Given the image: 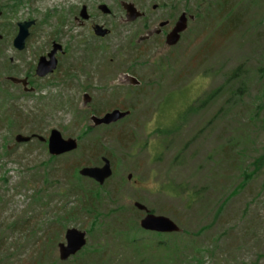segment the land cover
<instances>
[{
    "label": "rangeland",
    "instance_id": "rangeland-1",
    "mask_svg": "<svg viewBox=\"0 0 264 264\" xmlns=\"http://www.w3.org/2000/svg\"><path fill=\"white\" fill-rule=\"evenodd\" d=\"M121 1L145 7L146 21L126 23ZM227 1L30 0L15 15L0 18V86L16 97L14 107L26 116L11 127L0 121V264H78L83 259L84 264H173L168 258L172 250L152 247L159 236L139 230L144 213L134 207L136 202L174 220L184 233L162 234V239L177 241L183 251L194 242L199 257L203 254L201 264H264V160L261 170L245 181L252 163L264 159V77L259 80L256 69L264 65V0H236L237 26L225 23L223 15L214 23L212 15L208 23L195 17L172 48L160 37L137 45L162 21L170 20L173 28L183 12L194 16L198 2L216 8ZM9 2L0 0V8ZM100 3L112 10L101 15L113 35L82 49L80 35L88 30L73 21L70 11ZM27 18L38 24L26 50L18 52L13 47L17 24ZM53 40H62L73 52L61 59L56 74L38 81L32 93L7 80L35 69ZM7 60L16 64L14 74L6 73ZM241 65L249 70L250 95L234 103L230 88L237 83L218 90ZM79 68L87 75L72 80L71 72ZM125 72L142 85L127 86ZM85 94L91 97L86 104ZM191 107L198 111L182 120ZM114 109L132 115L114 128L93 126V114ZM89 126L93 131L87 134ZM53 129L65 139L82 137L79 149L48 162L53 157L48 144L37 138L16 144L17 134L48 138ZM98 151L112 162L114 174L106 183L118 193L105 207L122 209L123 226L115 225L112 215L99 224L83 216L62 221L66 204L75 199L66 194L77 182L76 169L87 166ZM85 185L91 183L85 180ZM181 185L188 192L175 195L173 188ZM39 191L47 206L34 202ZM196 191L197 200L188 207V195ZM19 221L24 227L12 236L7 227ZM69 228L87 231L88 252L63 262L58 245Z\"/></svg>",
    "mask_w": 264,
    "mask_h": 264
},
{
    "label": "trees",
    "instance_id": "trees-1",
    "mask_svg": "<svg viewBox=\"0 0 264 264\" xmlns=\"http://www.w3.org/2000/svg\"><path fill=\"white\" fill-rule=\"evenodd\" d=\"M235 1L236 0H231L229 2L227 1L226 3H223V4H220L219 6H216V8L214 7V5H212V7L203 8L201 2H198V4L196 3L194 5L195 11L193 13L195 14L194 16L196 17V20L202 21V23L207 22L209 17H211V15L213 16V19H212L213 23L218 21V16L223 15L226 17L225 23L230 24L231 27H234V26H237L238 23L240 22V18H239L240 10L239 9L236 10L234 8L233 3H235ZM12 2H14V3H12ZM12 2H9V3L5 4L4 7L0 8V12L3 13L2 14L3 17L17 13L18 9L24 4L25 0H12ZM144 9H146V8L143 7V10ZM189 9H191V8H189ZM229 9H230V11H229ZM216 10H218V12H217V14H214L216 12ZM146 19L147 18H144L141 20L146 21ZM210 22H211V19H210ZM61 25H64V22H62ZM0 43H1V41H0ZM262 57L264 58V54L262 55ZM6 63L8 64L6 73L14 74L13 72H14L15 68L17 67L16 64L11 63L10 60H7ZM167 65L168 64L165 65V68H167ZM256 69H257V72L259 74L258 75L259 80H262L264 77V65L256 66ZM33 71H34V68H32L31 72H33ZM234 83H237V86H235L236 88L235 87L230 88V91L232 93L231 99L234 103L243 102L244 97L250 95V89L248 86L249 70L245 69V67L242 65L237 67L236 69H234L232 74L229 75V77L226 79L223 87L218 90V93H220V91H224L225 87H227L228 85H234ZM215 96H216V94H215ZM15 98L16 97L11 96L10 92L6 91V89L4 87L0 86V121L6 122L10 127L12 125H14L16 123V121L26 118V116H24V114H23V111L20 114L18 108L14 107V103H16L14 100ZM205 102H207V101H205ZM130 109H132V108H130ZM132 111H133V109H132ZM196 111H198V110H196V108L191 107L184 114V116L182 117V120H184L187 115H190V113H193V112L196 113ZM86 131H88L87 134H90L93 131V127L89 126L86 129ZM174 131H176V130H174ZM35 132L36 131H34L32 133H35ZM170 132H172V131H170ZM159 133L162 134L163 133L162 130H160ZM164 133H166V132H164ZM36 134H37V132H36ZM81 139H82V137H79V140H81ZM99 153H100L99 151L94 152L95 155H93V157L89 159L90 163L87 164V166L102 165V161H101V157H100ZM9 154L10 153H8V155ZM55 159H56L55 157H51L48 162L53 161ZM263 160L264 159H259V160H256L252 163V165L254 166V170L252 171V173L245 175L246 183H247V181H249V177H251L255 173L257 174L261 170V167L263 165ZM81 168L76 169L73 176H74V178L77 179V182H74V184H72V186L69 188V190L66 194V196L72 195L75 199H74V201L68 202L66 204L65 210L67 208H69V209L65 213V216L62 217V221L68 222V220H70V221L78 220V218L83 216V217L91 218L93 220L92 221L93 224H99V223H102V220L106 221V219L109 218L110 215H112V216H116V219L113 220L112 222H114L115 225L123 226V222H122V219L120 216L122 213L121 212L122 209H120L119 207H116L115 209L107 210L108 207H105L106 201H108L109 203L114 202L113 201L114 197L116 195H118V193L115 194V191L113 189H108V187H107L108 182L104 186H101L97 182H95L94 180L81 177L79 175V171ZM45 176L47 177L48 175H44V177ZM85 180H88L91 183V185H85ZM45 182L48 183V180L46 179ZM244 186H245V183H244L243 187ZM238 187L234 188L232 190V193H229L228 195H226L224 197L221 205L217 206V210H216L217 213L216 214H218V212L220 213L222 211L224 205L230 199V196L236 192ZM173 189L176 191L175 195H178V196L188 192L187 186H184V185H181L179 189H176V187ZM199 193H200L199 191H196V192H193V193L188 195L189 196L188 207H192V205L196 202V200H197L196 196ZM33 198H34V202L37 204H40L43 206H47L49 204V202H43V198H42V196H40V191H39V194H37L36 197L34 195ZM70 204H77V205L73 208V207H70ZM106 210H107V212H106ZM152 212L155 213L154 210H152ZM23 227H24L23 223H21L19 221V222H15L14 224L8 226L7 228L12 232V236H13L16 233V231L23 229ZM138 228H139V230H141L144 233H151V232H146V231L142 230L140 227H138ZM135 230H137L136 227L132 231L135 232ZM152 234L159 236L155 240V242H152V247L156 248L158 250H160V249L166 250L167 252H171V250H172L173 255H168V258H169V261H173V264H201L202 263L201 257H203V254H201V256L199 257L200 252L197 251V245L193 244L194 242H191V243L183 246L186 248L183 251L181 249L182 245H180V243H178L177 241H174L173 243L166 242L162 239L164 237L162 234H157V233H152ZM166 236H168V235H166ZM2 241L3 240L0 239V245H1V243H3ZM137 241H138V239L136 238L135 242H137ZM84 252H88V249L84 248L80 253H78L76 256H74L70 260L77 259L79 257V255L83 254ZM209 252L213 254L214 251L210 250ZM86 261L87 260L83 259L81 261H78V264H81V263L84 264Z\"/></svg>",
    "mask_w": 264,
    "mask_h": 264
},
{
    "label": "water",
    "instance_id": "water-1",
    "mask_svg": "<svg viewBox=\"0 0 264 264\" xmlns=\"http://www.w3.org/2000/svg\"><path fill=\"white\" fill-rule=\"evenodd\" d=\"M121 7L124 9L125 22L134 23L137 20L146 17V13L138 9L133 2L121 1ZM158 6H153L156 9ZM100 10L103 14L109 15L111 13L110 8L106 4L100 6ZM2 13H0V17ZM80 18L88 20L87 7L84 6L80 13ZM195 16L188 15L183 12L178 18L173 30L168 33L166 37V45L169 47L176 46L182 38V34L188 29L189 21L194 20ZM166 23H162L160 26L163 27ZM36 25L35 20L22 21L18 23V33L13 40V47L18 52L26 50L27 40L31 35V28ZM94 32L97 36L106 37L110 34L109 29H104L102 26H96ZM150 36H142L139 38V42L149 39ZM4 36L0 33V40ZM59 51H64L63 46L60 43L55 42L52 50L45 56H41L37 62L36 75L39 78L48 77L57 70L58 68V57ZM134 85H141V81L137 78H130ZM7 80L14 85H22L26 93H32L35 91L34 88L29 87V81L27 78H19L16 76H8ZM91 101V97L88 94L84 95V104ZM131 115V111H122L115 109L103 115L102 117L92 116L91 121L93 126L101 125H112L115 124ZM37 138L41 142L48 143L49 154L53 157H59L79 149V141L77 138L65 139L62 133L58 129H53L48 138L40 135L27 136L24 134H17L15 136L16 144L29 143L33 139ZM14 146H10L8 149H13ZM102 166H85L79 171V175L84 178L94 180L99 185L103 186L113 176L114 171L111 160L107 157L102 158ZM132 179V175L129 176ZM134 207L141 212H145V216L140 220V227L147 232H154L160 234H172L182 233L183 229L171 218L158 215L153 213L148 207L140 202H136ZM88 244L87 231H82L77 228H69L65 234V242L59 243V256L63 262L68 261L70 258L76 256L81 252Z\"/></svg>",
    "mask_w": 264,
    "mask_h": 264
},
{
    "label": "flooded vegetation",
    "instance_id": "flooded-vegetation-1",
    "mask_svg": "<svg viewBox=\"0 0 264 264\" xmlns=\"http://www.w3.org/2000/svg\"><path fill=\"white\" fill-rule=\"evenodd\" d=\"M28 1H30V0H25V2H24V4H23V6L25 5V3H27ZM12 3H14V2H12ZM102 4H104V3H100V4H96V6H95V8H89L87 5H81V6H79V7H76L75 9H72L71 11H70V16H73V21L75 22V23H77V24H79L82 28H87V30H88V33L87 34H85V35H80V41H79V47H81L82 49H90V48H94V46H95V43L96 42H100V44H102L101 42H105V41H107L112 35H113V32H112V30L110 29V27L108 26V24L106 23V21H103L102 19H103V16L101 15V14H103L102 13V11L100 10V6L102 5ZM22 6V7H23ZM84 6H86L87 7V10H88V15H89V19L88 20H83V19H81L80 18V13H81V11H82V8L84 7ZM158 8V7H157ZM156 8V9H157ZM139 9V8H138ZM154 9V8H153ZM111 10V9H110ZM124 10V9H123ZM155 10V9H154ZM73 11V13L71 14V12ZM141 11H143V10H141ZM145 12V11H144ZM0 13H2V12H0ZM111 13H112V10H111ZM111 13L109 14V15H111ZM146 13V12H145ZM3 14V13H2ZM16 13H14L13 15H15ZM103 15H106V14H103ZM109 15H107V16H109ZM125 15H126V13H125ZM2 17V16H1ZM0 17V18H1ZM148 17V14L146 13V18ZM30 20H35V19H32V18H27V20H25V21H30ZM141 20V19H140ZM140 20H137L136 22H138V21H140ZM36 21V20H35ZM177 22V21H176ZM135 23V22H134ZM162 23H166L163 27H161L160 25L162 24ZM37 24H38V22L36 21V25L35 26H33L32 28H31V30L32 29H34V28H36V26H37ZM128 24H132V23H128ZM176 24V23H175ZM171 25H172V22L170 21V20H166V21H162L161 23H159V27H157V28H155V30H153V31H151V32H149V34H146L145 36H150L149 37V39H147V40H144V42L145 41H147V42H151V41H154L155 40V38H165L166 39V37H167V35H168V33H170L172 30H173V28L171 27ZM96 26H102L104 29H109L110 30V34L109 35H107L106 37H100V36H97L96 34H95V32H94V29H95V27ZM175 26V25H174ZM30 30V31H31ZM17 33H18V24H17ZM31 34H32V32H31ZM27 42H28V40H27ZM55 42H57V43H60L62 46H63V49H64V51H59L58 52V54H57V57H58V61H59V63H58V68H57V70L54 72V74H56L58 71H59V69H60V67H61V65H62V58H66V57H68L71 53H73L72 52V50H71V48H70V46H68L67 44H64L63 43V41L62 40H53L52 41V44H51V49H50V51L52 50V48H53V45H54V43ZM141 42H143V41H141ZM141 42H139V40H138V47L139 46H141ZM26 48H27V46H26ZM98 48V47H97ZM169 48H172V47H169ZM75 49V48H74ZM49 51V52H50ZM49 52H47V54L49 53ZM46 54V55H47ZM45 56V55H44ZM81 63L82 64H84V62H82L81 61ZM37 66V65H36ZM76 69H77V66H76ZM75 69V70H76ZM75 70L73 71V72H71L72 74H71V76H72V80H74V79H80V76L82 75L83 77L84 76H86L87 75V72L86 71H84V70H82V68H79L78 70H77V72H75ZM36 67H35V69H34V71L33 72H29V73H26V75L24 76V78H27L28 79V81H29V87L30 88H33L34 87V89H36L37 87H36V85H37V82L38 81H41V80H44V79H47L48 77H45V78H39L37 75H36ZM54 74H52V75H54ZM123 81L125 82V84L127 85V86H129V87H136L137 85H134L133 84V81H132V79H130V78H137V77H135V76H133L130 72H125L124 74H123ZM19 78H21V77H19ZM138 79V78H137ZM139 80V79H138ZM141 81V80H140ZM141 83H142V81H141ZM125 85V86H126ZM17 86H20V87H23L22 85H17ZM138 87H140V86H138ZM115 110V109H114ZM121 110H123V109H121ZM124 111H126V110H124ZM109 111H107V112H105V113H103V115H105L106 113H108ZM98 116V117H102L103 115H100V114H98V113H96V114H93L92 116ZM92 118V117H91ZM129 118V117H128ZM127 118H125V119H123V120H121V121H119V122H117V123H115V124H112V125H101V126H99V127H107V128H111V127H116V126H118V125H120V123H122V122H125V120H126ZM40 141V140H39ZM42 143H44V144H48L47 142H42ZM48 146V145H47Z\"/></svg>",
    "mask_w": 264,
    "mask_h": 264
}]
</instances>
